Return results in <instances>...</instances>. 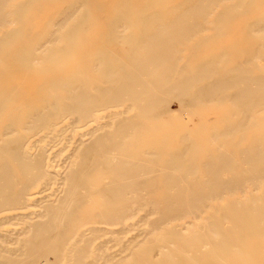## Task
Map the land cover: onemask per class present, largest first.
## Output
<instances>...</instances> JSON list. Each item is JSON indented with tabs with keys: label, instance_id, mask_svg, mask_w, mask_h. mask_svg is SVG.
I'll list each match as a JSON object with an SVG mask.
<instances>
[{
	"label": "bare ground",
	"instance_id": "obj_1",
	"mask_svg": "<svg viewBox=\"0 0 264 264\" xmlns=\"http://www.w3.org/2000/svg\"><path fill=\"white\" fill-rule=\"evenodd\" d=\"M0 264H264V0H0Z\"/></svg>",
	"mask_w": 264,
	"mask_h": 264
},
{
	"label": "rangeland",
	"instance_id": "obj_2",
	"mask_svg": "<svg viewBox=\"0 0 264 264\" xmlns=\"http://www.w3.org/2000/svg\"><path fill=\"white\" fill-rule=\"evenodd\" d=\"M171 107H172V109H177V108H178L179 110L181 109V108H179V105H177V102H175V101H173V102L171 103ZM178 109H177V111H178V112H177V115L180 116L179 113H182V111H179ZM181 115H182V114H181ZM183 116H184V115H183ZM183 116H182V117H183ZM161 118H165V119H166V120L164 119V122L167 121V117H166L165 114H162ZM162 120H163V119H162ZM193 122H194V123H195V122L197 123V122H198V118H197V117H193ZM194 123H192V122L190 123V122H189V123H188V126L191 127L192 124L194 125ZM192 127H193V126H192ZM189 129L192 130V128H189ZM193 129H194V127H193Z\"/></svg>",
	"mask_w": 264,
	"mask_h": 264
}]
</instances>
